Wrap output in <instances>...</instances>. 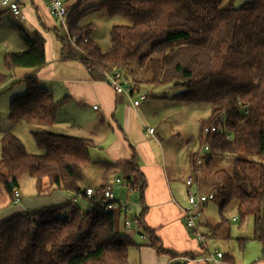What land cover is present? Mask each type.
Masks as SVG:
<instances>
[{
  "label": "trees",
  "instance_id": "16d2710c",
  "mask_svg": "<svg viewBox=\"0 0 264 264\" xmlns=\"http://www.w3.org/2000/svg\"><path fill=\"white\" fill-rule=\"evenodd\" d=\"M88 2L94 4L85 8ZM233 2L223 6V0H76L68 5L66 0L68 35L77 37L79 48L66 58L79 59L93 80L106 81L116 71L129 79L126 72L136 63L151 76L133 78L134 91L176 84L184 90L174 100L210 104L211 118L201 121L202 143L203 128L217 118L232 136L209 137L211 155L206 163L212 162L214 152L233 158L232 169L212 175L210 192L220 201L221 213L237 201V221L253 219L254 238L264 245V0L239 8ZM91 12H106L130 23L112 28L106 51L93 40V25H83ZM19 35L26 49L6 53L7 68L43 69L47 65L43 41L32 40L23 31ZM149 43L151 50L140 55ZM7 80L0 72V87ZM22 82L26 92L11 101L9 119L46 128L33 132L44 153L30 154L17 137L4 135L0 185L11 201L23 176L35 180L38 196L62 190L72 198L88 188V170L93 168L99 183L90 187L95 194L88 199V209L70 199L62 206L26 210L0 222V264H130L134 242L118 228L116 211L121 208L107 212L102 207L112 175L143 192L146 184L136 157L126 163L94 161L89 152L92 140L50 130L66 101H57L33 76ZM190 158L197 170L194 156ZM137 225L144 228L141 217ZM151 239L150 245L161 252L160 242ZM245 244L241 240L243 248Z\"/></svg>",
  "mask_w": 264,
  "mask_h": 264
},
{
  "label": "crops",
  "instance_id": "0c3cea01",
  "mask_svg": "<svg viewBox=\"0 0 264 264\" xmlns=\"http://www.w3.org/2000/svg\"><path fill=\"white\" fill-rule=\"evenodd\" d=\"M67 1L68 5L76 2ZM22 2L21 16H14L1 6L0 16L9 15V19L16 22L12 27L18 34L23 31L32 40L43 41L47 65L40 70L16 68L12 70V80L22 81L33 76L42 87L53 93L57 101L65 100L57 112L56 123L50 130L58 134L92 140L93 145L89 152L94 161L126 163L136 157L146 184L143 192L134 190L133 198L122 187L115 186L113 189L118 203L130 202L128 213L122 209L116 211L119 229L134 242L129 249V263L238 264L233 255H225L220 249L236 239L232 238L231 228L226 234H220L223 225L221 212L220 221L214 227L197 219V229L202 234L203 241L185 224L183 210L188 207L186 189L181 187L179 180L172 178L169 165L172 155L170 144L180 133L163 129L164 117L161 113L164 105H160L156 99L134 107L133 100L124 94H117L106 80H93L79 59L66 58L74 54L72 47L66 43L67 30L50 14L47 2L45 0ZM88 4L89 2L84 7H89ZM16 41V51L8 53L25 50L21 38ZM176 94H170L169 97L165 95L161 100H172ZM150 128L154 129L151 135L147 133V129ZM93 173L94 179L88 183L89 188L99 183L97 168H93ZM119 177L121 176L112 175L108 181ZM175 177L177 178L176 175ZM70 199V193L62 190L55 191L49 196H38L36 192L25 203H22L21 199L19 206L6 205L5 209L0 210V222L26 210L62 206ZM84 201L88 203V199ZM207 205L208 203L199 207L201 209L199 216L205 213ZM127 217L131 219L141 217L145 230L136 224L131 230H127L124 224ZM235 218L232 221L237 223V220L234 221ZM142 236L148 240L142 239ZM151 238L160 242L161 252L150 245ZM218 253L223 254V257L218 258ZM243 264H264V252L260 257L245 261Z\"/></svg>",
  "mask_w": 264,
  "mask_h": 264
},
{
  "label": "rangeland",
  "instance_id": "374dc122",
  "mask_svg": "<svg viewBox=\"0 0 264 264\" xmlns=\"http://www.w3.org/2000/svg\"><path fill=\"white\" fill-rule=\"evenodd\" d=\"M231 0H223V6L229 4ZM252 0H234L233 5L237 8L250 3ZM94 3L89 2L88 6H92ZM1 11V10H0ZM2 16V15H1ZM0 16V72L8 77L6 83L0 87V159L2 158V145L1 141L5 134H11L17 137L25 145L26 150L30 154H43L44 151L40 150L33 138V132L37 130H44L46 128L36 125H29L24 122H14L9 119L10 116V104L11 101L18 96L25 94L26 84L21 80H12V70H9L5 63V55L8 51H16L17 39L20 40V35L14 30L12 25L16 23L13 19H9V15L5 17ZM59 22V21H58ZM93 25L94 33L93 39L98 43L102 51H106L111 46V30L114 26L129 25L130 23L121 17H112L106 12H92L87 15L83 20V25ZM65 34V33H64ZM63 34V35H64ZM22 42V40H21ZM72 47L73 51L76 49L71 45L68 39L67 41ZM24 45V43L22 42ZM153 43H149L142 51L140 55H144L151 50ZM25 46V45H24ZM26 49V47H25ZM130 81L136 77H143L149 79L151 74L149 70L141 72L138 65L132 64L126 72ZM152 92V96L142 103L153 101L158 99L160 105H164L163 113H161L163 120V129L178 131L180 134L173 138V142L170 144L171 148V161L170 171L172 178L180 181L181 187L186 189L185 198L188 203V186L186 184L188 178L195 180L203 190V192L209 193L211 190L210 178L218 170H230L232 169L233 158L226 154L219 152L213 153V160L209 164L206 163L208 156L211 152L204 151L202 149L203 143L200 139V126L201 121L209 120L212 116V106L208 103H183L176 101L172 98L162 101V97L170 94H176L184 90V87L176 84H168L159 87L145 86ZM156 125V124H155ZM156 127H158L156 125ZM155 127V128H156ZM151 129V128H150ZM147 129V133L149 130ZM194 156V161L200 155L203 159L202 165L196 170L191 164L190 156ZM95 172V171H94ZM95 173L93 170H88V183L94 179ZM177 176V178L175 177ZM121 178V177H119ZM115 187V186H114ZM113 187V189H114ZM19 191L21 193L22 203L30 199V196L36 194L35 180L29 176H23L19 181ZM136 191V190H135ZM132 195V194H131ZM130 195V197H131ZM134 195V194H133ZM132 197L134 198L135 195ZM137 195V194H136ZM132 199V198H131ZM10 199V195L3 185H0V210L5 209L6 205L15 206ZM21 204V203H20ZM220 201L214 200L205 206V213L200 214L201 209L196 210L198 219L204 224L209 223L214 227L216 223L220 221ZM19 206V204H18ZM79 206L83 209H88L89 204L80 200ZM222 215L227 220L221 225L220 234H226L228 229L231 230L232 238L231 244L220 247L221 251L227 254H231L237 260L238 264H243L245 261H249L260 257L264 252V245L254 238V221L248 219L244 223H234L233 218H238V203L237 201L230 204L223 212ZM200 217V218H199ZM186 224V222H185ZM118 226L119 222H118ZM118 227V228H119ZM240 239V240H238ZM241 240H246L245 247L241 246ZM214 252V250H213Z\"/></svg>",
  "mask_w": 264,
  "mask_h": 264
},
{
  "label": "built area",
  "instance_id": "2783aa9c",
  "mask_svg": "<svg viewBox=\"0 0 264 264\" xmlns=\"http://www.w3.org/2000/svg\"><path fill=\"white\" fill-rule=\"evenodd\" d=\"M47 2L50 14L58 20L67 30L66 25V17H67V7L65 5L66 0H45ZM0 6L1 8L8 9L14 16H21L22 13V6L23 2L22 0H0ZM68 33V30H67ZM68 39L71 43V45L78 50V46L76 44L77 37H71L68 35ZM107 82L110 84L115 92L117 94H124L128 96L131 100H133V106L138 107L140 104L150 98L152 96V92L148 89L142 88L139 91H134V87L132 86L129 79L125 77V75L120 72L116 71L113 73H110L107 75ZM150 134L154 133V129L149 130ZM224 135L227 139L231 138V134L228 132L225 122H222L218 118L211 122L210 124L206 125L202 130V137H203V146L202 149L204 151L210 152V145L208 143V139L210 136L213 135ZM203 163V159L199 155L196 158L195 165L197 167H200ZM188 188V207L183 210L184 218L186 220L187 227L194 230L196 236L203 241L202 234L198 231L196 221L198 219V215L196 214V210L209 202H212L215 200V195L211 192H203L200 185L195 182L192 178H188L186 182ZM119 186L124 188L127 193L130 195L133 193L134 190L123 182L121 178H117L112 181H108L106 185V189L104 191L103 195V210L104 211H113L120 207L122 210H124L126 213L129 211V205L130 202L126 201L125 203H118L115 200L114 193H113V187ZM95 194L94 189L87 188L83 192H80L76 195H74L71 200L73 203H78L82 199H91L93 195ZM14 204H20L21 203V195L18 190L14 193ZM237 218L234 219L236 221ZM125 228L127 230H131L134 226V224L137 225V218H129L127 217L125 222ZM144 240H148L147 237L142 236L141 237ZM218 258H222L223 254L218 253Z\"/></svg>",
  "mask_w": 264,
  "mask_h": 264
},
{
  "label": "water",
  "instance_id": "95a60500",
  "mask_svg": "<svg viewBox=\"0 0 264 264\" xmlns=\"http://www.w3.org/2000/svg\"><path fill=\"white\" fill-rule=\"evenodd\" d=\"M12 188H13V185H12Z\"/></svg>",
  "mask_w": 264,
  "mask_h": 264
}]
</instances>
